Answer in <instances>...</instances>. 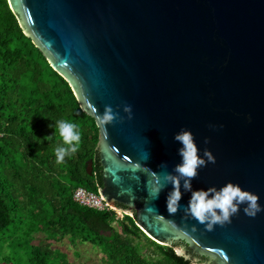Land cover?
<instances>
[{"label": "water", "instance_id": "1", "mask_svg": "<svg viewBox=\"0 0 264 264\" xmlns=\"http://www.w3.org/2000/svg\"><path fill=\"white\" fill-rule=\"evenodd\" d=\"M8 1L86 114L111 106L125 117L99 127V194L107 203L158 244H187L190 251L177 252L188 258L264 264V212L251 218L241 210L209 231L183 208L168 212L171 185L158 199L149 195L181 162L174 137L188 129L216 158L193 188L231 182L264 205V0Z\"/></svg>", "mask_w": 264, "mask_h": 264}, {"label": "trees", "instance_id": "2", "mask_svg": "<svg viewBox=\"0 0 264 264\" xmlns=\"http://www.w3.org/2000/svg\"><path fill=\"white\" fill-rule=\"evenodd\" d=\"M62 118L77 124L82 139L77 153L57 165L61 141L51 125ZM99 142L95 118L25 34L9 1L0 0V263L73 264L49 242L65 238L102 249L107 264L207 263L203 256L180 255L178 248L191 250L184 242L153 241L131 216L121 219L117 211L99 212L74 200L77 188L99 194L103 185ZM38 234L49 243L37 244ZM142 241L157 260L144 256L136 244Z\"/></svg>", "mask_w": 264, "mask_h": 264}, {"label": "clouds", "instance_id": "3", "mask_svg": "<svg viewBox=\"0 0 264 264\" xmlns=\"http://www.w3.org/2000/svg\"><path fill=\"white\" fill-rule=\"evenodd\" d=\"M123 112L128 120L134 118L132 105H124ZM95 121L98 127L106 130L107 126L115 125L117 121L123 124L125 117L120 115L119 108L114 110L111 106H105L103 114H96ZM51 127L61 141L55 148L56 164L60 165L65 162L66 157L77 153L82 137L77 124L67 119L55 120ZM174 140L181 145L178 149L181 162L172 172L160 177L149 192L153 199H158L162 191L172 186V191L167 196V210L170 214L183 208L186 217H191L211 231L217 225L230 224L232 218L241 210L251 218L264 212V205L258 202L256 194L242 189L239 184L229 182L219 189L211 187L207 190H195L193 181L200 169L207 167L209 163L215 164L216 158L210 150L201 152L191 130L181 129ZM205 143H210V140H205ZM160 167L167 168V164H161ZM185 193H190L191 198L187 205H182L181 200ZM192 264H198V261L192 260Z\"/></svg>", "mask_w": 264, "mask_h": 264}, {"label": "rangeland", "instance_id": "4", "mask_svg": "<svg viewBox=\"0 0 264 264\" xmlns=\"http://www.w3.org/2000/svg\"><path fill=\"white\" fill-rule=\"evenodd\" d=\"M119 211V210H118ZM117 211L119 217L122 219L124 216H121ZM117 226V223L115 224ZM52 244V248L55 251H61L68 255L69 261L73 264H107V259L104 254V251L100 248L95 247L90 243H79L73 244L69 238H65L59 242L49 241ZM44 234H38L36 243L45 245L49 243ZM146 258L150 261H155L158 259V256L154 253V248L150 249L144 241L137 242ZM181 255V253L179 252ZM6 264V263H0Z\"/></svg>", "mask_w": 264, "mask_h": 264}, {"label": "built area", "instance_id": "5", "mask_svg": "<svg viewBox=\"0 0 264 264\" xmlns=\"http://www.w3.org/2000/svg\"><path fill=\"white\" fill-rule=\"evenodd\" d=\"M74 200L83 207H88L99 212L116 211L109 205L103 196L88 191L86 188L79 187L74 192Z\"/></svg>", "mask_w": 264, "mask_h": 264}, {"label": "flooded vegetation", "instance_id": "6", "mask_svg": "<svg viewBox=\"0 0 264 264\" xmlns=\"http://www.w3.org/2000/svg\"><path fill=\"white\" fill-rule=\"evenodd\" d=\"M120 208L126 209V207H125V206H123V205H120Z\"/></svg>", "mask_w": 264, "mask_h": 264}]
</instances>
